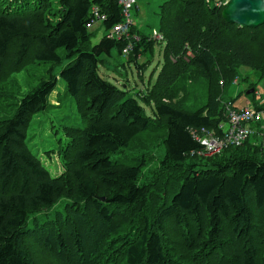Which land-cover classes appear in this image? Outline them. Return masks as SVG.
<instances>
[{
  "label": "trees",
  "instance_id": "obj_1",
  "mask_svg": "<svg viewBox=\"0 0 264 264\" xmlns=\"http://www.w3.org/2000/svg\"><path fill=\"white\" fill-rule=\"evenodd\" d=\"M215 1L160 6L165 68L135 97L99 75L102 57L121 55L132 42L127 59L137 66L157 41L133 26L129 37L103 36L93 46L96 31H89L94 8L105 16L106 32L122 22L120 0H0V264H34L25 238L55 264H264V146L255 135L208 156L197 140L203 129L219 132L225 120L216 85L232 82L241 67L264 80V55L252 47L264 25L243 28L249 41L231 34L227 28L238 26L223 19L226 5L218 14ZM30 67L46 70L25 92L16 75ZM59 80L82 127L65 128L64 169L53 177L27 137ZM188 82L208 87L207 102L196 109L185 106ZM256 100L253 110L264 111ZM152 136L161 137V159L148 147ZM63 198L65 212L28 227ZM122 216L126 227L115 236Z\"/></svg>",
  "mask_w": 264,
  "mask_h": 264
},
{
  "label": "rangeland",
  "instance_id": "obj_2",
  "mask_svg": "<svg viewBox=\"0 0 264 264\" xmlns=\"http://www.w3.org/2000/svg\"><path fill=\"white\" fill-rule=\"evenodd\" d=\"M53 1L56 4L58 3V0ZM136 1L137 4L131 12L132 18L139 31L143 32V34L151 36L153 40L157 41L155 50L139 57V65L137 64V66L133 63L129 65V60L123 54L118 55L116 51H113L112 57H106V55L102 57V60H104L105 63L99 68V75L103 79L119 87L120 89L128 90L129 96H135L140 91L145 93L148 91L147 85L149 88H152L156 84L158 75L165 68L163 51L166 47V41H164V39L159 40V37H154L153 34H161L159 25V22L161 21L160 6L167 2V0ZM214 5L217 7V12L220 15L222 9L226 5V0H216ZM227 30L231 34L238 35L240 38H244L245 40L249 41L253 39L251 37L252 35L249 33V31H246V29L229 26ZM89 31H96L95 37L92 40L93 46L99 44L103 39V36H106L107 34L98 21L90 25ZM263 32L264 31H262L260 35ZM252 47L257 54H260V56L264 55V34L260 36V39L257 41V43L255 41ZM65 65H67V61L65 62ZM44 69L46 70V67H43L42 69L38 67L35 70L34 67H30L17 74L16 80L23 86V90L27 92L29 89L37 86L41 77L44 75ZM1 71H3V68H1ZM238 73V76L235 77L232 82H228L226 86L219 84L214 87V93L218 94L221 104L224 106L227 104L226 113L228 110L236 107L239 109H253V107H255L253 103L256 99L257 102L264 101V80H262L263 78L260 74V71L249 69L247 67H241ZM185 86L186 90L188 91V98L185 104L186 108L190 109L189 107L191 105L193 106V109H196L207 102L208 87L205 82L197 84H190L188 82L185 84ZM65 90V82L63 80H59L55 92H53L50 97V104L52 105H50L47 110L41 112L33 118L27 137V143L31 148L32 153L38 156L42 164L50 171L53 177H58L61 175L64 169L62 157L59 155V147L61 145L65 146L67 142L65 128L74 126L82 127V123L79 115L77 114L74 102H71V100L65 94ZM250 90H255V96L254 93L247 94V92ZM58 99H60L61 102H59ZM182 99L183 94L181 93L179 97L175 99V102H178ZM58 103H60L61 106L57 107ZM141 105L143 106L145 114L148 117L152 119L155 118L151 106H148L142 102ZM144 138H146V136H142L141 139H139L140 141H137V148L144 145ZM160 139L161 137L152 136V138L148 139L147 141L149 142L154 140L150 142L148 147H150L153 157L157 159H161L163 157ZM253 141H255V139H253ZM133 148H135V146H133ZM137 150L142 153H149L148 149ZM155 165H158V162L154 163L153 167ZM66 203L67 199L63 198L60 202H57L53 207L49 208V210L37 213L35 216L30 218L28 227H33L32 220L34 218H38L41 222H43L44 218H47L48 215H51L52 219H56V213L58 211L65 212L64 207ZM93 222L95 223L94 218L92 224H94ZM125 227L126 222L122 216L118 223L115 224V236H120L121 230H123ZM101 228L102 224H98L96 226V229ZM23 245L25 249V255L30 257L34 264H55L56 261L52 257L48 260H45V257L40 253L37 243L34 240L25 238ZM102 246L105 249L103 244Z\"/></svg>",
  "mask_w": 264,
  "mask_h": 264
},
{
  "label": "built area",
  "instance_id": "obj_3",
  "mask_svg": "<svg viewBox=\"0 0 264 264\" xmlns=\"http://www.w3.org/2000/svg\"><path fill=\"white\" fill-rule=\"evenodd\" d=\"M136 4V0H120L123 21L110 31H107V38L120 40L129 37L131 27L136 26L131 14ZM93 14L95 18L91 25L97 21L101 25L105 21V16L99 14L98 8L93 9ZM153 35L154 37H159V40H163L161 34L155 33ZM133 38L136 42L140 41V37L137 35ZM133 49L134 43L131 42L123 50V55L128 58ZM262 121L264 122L263 110L254 111L250 108L228 110L225 114V120L219 125V132L203 129L201 133H197V140L204 147L203 152L200 154L210 156L220 153L222 151L221 149L227 148L228 146H241L255 135L259 138L260 144L264 146V125L262 130H260L259 125Z\"/></svg>",
  "mask_w": 264,
  "mask_h": 264
},
{
  "label": "water",
  "instance_id": "obj_4",
  "mask_svg": "<svg viewBox=\"0 0 264 264\" xmlns=\"http://www.w3.org/2000/svg\"><path fill=\"white\" fill-rule=\"evenodd\" d=\"M222 16L227 23L241 28H259L264 25V0H228Z\"/></svg>",
  "mask_w": 264,
  "mask_h": 264
}]
</instances>
